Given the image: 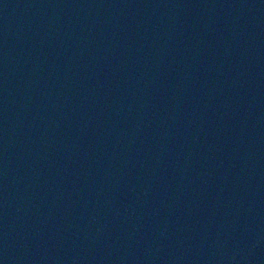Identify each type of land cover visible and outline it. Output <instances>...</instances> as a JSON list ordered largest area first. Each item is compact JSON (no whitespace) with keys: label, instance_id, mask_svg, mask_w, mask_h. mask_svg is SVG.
Segmentation results:
<instances>
[{"label":"water","instance_id":"1","mask_svg":"<svg viewBox=\"0 0 264 264\" xmlns=\"http://www.w3.org/2000/svg\"><path fill=\"white\" fill-rule=\"evenodd\" d=\"M0 264H264V0H0Z\"/></svg>","mask_w":264,"mask_h":264}]
</instances>
